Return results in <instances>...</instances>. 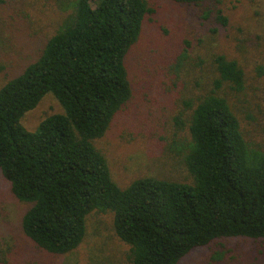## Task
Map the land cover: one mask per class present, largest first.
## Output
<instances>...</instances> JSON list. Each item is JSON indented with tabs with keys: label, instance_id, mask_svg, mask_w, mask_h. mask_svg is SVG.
Instances as JSON below:
<instances>
[{
	"label": "trees",
	"instance_id": "1",
	"mask_svg": "<svg viewBox=\"0 0 264 264\" xmlns=\"http://www.w3.org/2000/svg\"><path fill=\"white\" fill-rule=\"evenodd\" d=\"M69 4L73 11L39 58L0 87V174L31 204L24 233L50 253L67 254L84 241L89 215L110 211L129 264H178L220 238L264 239V141L250 139L244 124L255 118L243 108L250 102L241 63L216 55L213 86L185 99L187 114L174 118L170 149L191 181L148 176L122 188L96 141L132 97L126 58L153 10L146 0ZM217 19L228 23L221 11ZM47 93L63 112L26 129L23 116Z\"/></svg>",
	"mask_w": 264,
	"mask_h": 264
},
{
	"label": "rangeland",
	"instance_id": "2",
	"mask_svg": "<svg viewBox=\"0 0 264 264\" xmlns=\"http://www.w3.org/2000/svg\"><path fill=\"white\" fill-rule=\"evenodd\" d=\"M6 1L0 5V87L39 58L73 11L71 0ZM146 1L153 13L146 16L126 58L132 97L96 141L122 188L148 176L191 181L182 158L170 149L177 131L174 118L187 114L185 99L213 86V59L219 54L244 67L250 106H242L255 118L244 124L250 139L264 141V75L258 73L264 67V0ZM219 11L227 17L226 25L218 21ZM62 112L58 100L47 93L21 121L35 131L44 118ZM30 207L14 196L0 174V264H129V246L116 234L112 212L91 213L80 246L53 254L23 231L22 219ZM178 264H264V239H216Z\"/></svg>",
	"mask_w": 264,
	"mask_h": 264
}]
</instances>
